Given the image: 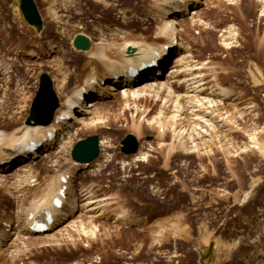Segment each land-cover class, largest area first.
<instances>
[{
    "label": "rangeland",
    "instance_id": "374dc122",
    "mask_svg": "<svg viewBox=\"0 0 264 264\" xmlns=\"http://www.w3.org/2000/svg\"><path fill=\"white\" fill-rule=\"evenodd\" d=\"M93 1L99 5L94 15L88 14L90 9L80 14L78 6L84 0H35L43 19L38 30L26 21L20 0H0V54L13 58L15 52L23 54L17 58L22 65L17 75L0 76V110L13 106L10 123L0 125V133H12L25 124L43 72L51 76L60 103L65 92L76 91L94 72L96 60L89 61L82 52L86 50L73 44L77 34L91 39L90 48L103 41L122 45L145 36L148 42L164 40L154 38L169 17V7H162L161 0ZM196 3L185 14H176L180 24L173 45L177 50L159 76L152 73L133 88L141 90V96L127 99L123 93H107L106 102L92 109L85 122L69 134L67 130L58 134L60 147L44 152L32 173L17 175V165L27 158L0 171V204L5 205L0 206V212L5 211L1 217L12 222L7 226L6 221L0 222V244H5L0 247V255H5L0 264H19L14 254L40 250L45 255L38 264H264V221L257 220L264 213V6L257 0ZM67 6L73 7L72 14ZM109 12L121 21L140 17L151 25L132 32L105 21L111 18ZM184 36L185 47H181L178 42ZM28 51L34 56H28ZM179 52L186 54L181 69L187 72L172 78ZM77 57L76 63L70 62ZM1 59L6 65L7 59ZM191 67L200 68L193 71ZM189 69L194 76L200 75L196 80L204 83V92L181 88ZM154 77L161 79L160 84L173 86L172 98L154 90L156 86L141 83ZM215 85L224 88L219 89L224 91L222 99L213 96L211 86ZM94 89L88 101L100 97L99 88ZM208 96L214 98L212 102ZM205 114L208 121L197 125L195 118ZM96 118L104 123L90 124ZM67 120L65 129L73 122L71 116ZM158 120L168 127L157 129ZM129 133L140 143L141 151L135 156L121 150ZM94 134L106 140L99 143V156L89 164L76 162L71 155L74 145ZM193 150L197 156L191 155ZM106 154L117 157L97 176ZM63 172L68 179H76L67 195L64 217L48 231L28 233L25 211L31 203L42 201L47 193L43 189L50 184L46 179L58 180ZM31 176V183L41 181L42 186L31 190ZM82 188L92 189V195L80 193ZM27 189L35 193L30 195ZM11 194L13 205L8 201ZM25 195L32 199L27 201ZM5 228L10 234L7 244ZM88 242L90 248H86Z\"/></svg>",
    "mask_w": 264,
    "mask_h": 264
},
{
    "label": "bare ground",
    "instance_id": "6f19581e",
    "mask_svg": "<svg viewBox=\"0 0 264 264\" xmlns=\"http://www.w3.org/2000/svg\"><path fill=\"white\" fill-rule=\"evenodd\" d=\"M84 1L85 2L82 6H78V9H80L79 10L80 14H82L83 10L86 9V11H87V9H90L88 11V14H90V12H91V14L94 15L97 12V7H99V5L95 4L94 3L95 1H93V0H84ZM158 1H160V0H158ZM196 1L197 0H161L160 4L162 7H164L166 10L169 7L168 11H166V13L169 14V17L165 22H163V24L160 25L159 28L156 29V31H159V33H156L157 36H155L154 38L156 40H159L160 38L164 39V40L156 41V43L148 42V40L145 38L146 36L143 37L141 35L143 37L142 39L141 38H134L132 40H125L122 45H118V43H111V42L108 43V42L103 41V42L97 44V46L94 45L90 49H88L86 51H82V52H84V54H88L87 56H88L89 61L92 62L93 60H96L97 64H94V62L93 63L89 62L90 66L93 64L95 65V67L93 68V69H95L94 72L88 73V75L85 77L82 85L79 86V88L76 91H74L72 93H69V92L64 93V95L65 94L66 95H65L63 100L61 99V103H60L61 105L56 110L54 120L51 124L46 125V126H42V125H28L25 123L22 127L18 128V130L17 129L14 130L12 133H7V132L0 133V143L3 142L4 145H7V148H8V149H6L5 146L3 145L4 151H2V150L0 151V171L1 172L7 171L11 168V166H13L17 162V160L19 158H27L28 157L26 162L24 161V162H21L22 164L19 163L17 165V167H16V168H18L17 175L28 174L29 172L32 173L35 170V169H33L35 161L37 159H39L41 157V155L44 154V152H46L47 150H51V149L53 150L57 147H60V143L62 142V139H60L61 137L60 138L58 137V134L61 131L63 133H65L64 130H67L68 132L66 134H69V132L72 131L71 129H75L76 127H78L77 125H79V123H81L83 121L85 122L88 119L87 116H89V114L91 112H93L94 108L96 109V107L98 108V106L100 104H103L104 101L106 102V99H107L106 94L107 93L109 95L111 93H114V94L115 93H123V95L127 99H132V98H135L139 95L141 96V93H140L141 90H138V89L133 90V88L138 87V85L140 84V81L146 75H149L152 72H154L155 75L156 74L158 75L160 70L164 69L168 65L169 61H171L170 60V59H172L171 54L177 50L173 44H174V41L178 38V35H176V33H177L176 30H177L178 24H180V20H178V18H176V16H177L176 14L177 13H184L185 14L190 9L194 8L193 6L197 5ZM257 1L260 2L264 6V0H257ZM158 4L159 3L156 2L155 5L159 6ZM68 8H67L68 9L67 12L72 14L73 13L72 12L73 7H68ZM170 16H173V17L175 16V17L172 19ZM109 17H111V18H109ZM109 17H108L109 19H105V21L111 22V23L115 22L120 27L123 26V27L127 28V30L132 31V32L138 31L140 28L144 27L145 25L146 26L151 25V23L146 22L147 19H145V21H143L140 17L135 21H131L127 18H125L124 21H121L117 18L115 19L112 14ZM151 18H153V17H151ZM154 21H155V19H154ZM133 27L135 29H133ZM7 32H9V30ZM121 33H123V32L121 31ZM186 38H187L186 36L182 37L180 42H178V45L181 47L182 46L185 47L182 39H186ZM130 47L133 48L132 52L128 51V48H130ZM20 51H24V53L27 52L24 49H21ZM77 51H80V50H77ZM29 52H32V54L30 53L31 54L30 55ZM15 55H16V57L13 58V57L5 56V53L0 54V76L11 77V76L17 75L22 70L20 67L22 65L17 64V63H19L17 58H19L20 56H23V54L21 52H18V53L15 52ZM27 55L28 56H34V52L28 51ZM113 55L114 56L117 55L116 57H118V58L114 57ZM3 56L7 59L5 61L6 65L2 64V62H4V60L1 59V57H3ZM37 56H40V55H37ZM177 56H178L177 64L174 66V68L170 74L172 76V78L173 77L176 78L180 74H183V73L185 75L187 72V71L184 72L181 69L183 63L185 62L186 54L184 52H179V54ZM40 58H41V56H40ZM71 59L72 60L70 62H75V61H77V59H79V57L74 58V59L71 58ZM156 60L158 62H161V63L163 62L164 64L159 66V68L154 67V69H151V68H153L152 66H154V65H151L152 62L156 61ZM197 68H200V67H194V68H192V70L193 71L197 70ZM149 69H151V70H149ZM101 70L104 71L103 74L101 73ZM145 71L148 73H146ZM157 71H158V73H157ZM136 72H138V74H134ZM105 73H106V75H105ZM103 75H105V76H103ZM117 76H118V79H116ZM199 76L200 75L194 76V72H191V70H190V72H188V75L186 76V79L181 83V88L187 89L188 91H191L193 93L194 92H199V93L204 92L205 89L201 88V85L202 84L204 85V83H199V81L196 80V78H198ZM107 80L110 82L106 83ZM160 80L161 79L159 77H154L153 79L145 80L141 83H145L144 84L145 86H151V87L156 86V87H154V90L159 91L160 94H164V93L168 94V96L170 98H172L171 96H173L172 93L174 92L173 88H172L173 86H171L170 83L169 84L167 83L165 85L163 83H161V84H163V85H161ZM173 81H174V79H173ZM96 86L99 88L97 90H99L100 97H97V99H94V101L93 100L88 101L87 100L88 97H90V98L93 97L94 94L92 91L95 90L94 87H96ZM0 88H1V85H0ZM211 88L214 90L213 96H217L219 98L223 97L224 91L219 90V89H224V88H221V87L216 86V85L211 86ZM225 95H226V90H225ZM103 99H105V100H103ZM213 99L209 98V96H208L207 101L212 102L211 100H213ZM171 100H170V102H171ZM196 100H198V99H196ZM207 101H206V103H207ZM166 103H167V101H166ZM203 103H204V101H203ZM167 106H168V104H167ZM199 107H201V106L199 105ZM7 108H8V110H0V125H5V127L7 125H9V123H10V122L9 123L7 122L8 121V113L13 110V106L11 108H10V106ZM192 108H193V105H192ZM214 109H215V107H214ZM251 110H252V108H251ZM249 114H250V112H249ZM206 115L207 114H205L201 117H199V116L196 117L195 118L196 124L198 125L200 122L205 123L206 121H208V119H204V117ZM70 116H71L73 122L71 121V124L65 129L64 126H66V124L68 122L67 117L70 118ZM211 118L213 119L214 117L211 116ZM96 119H94L92 121V123H90V124L94 125V124H103L104 123V120H101L100 118H96ZM220 120L221 119H219V118L217 119V121H220ZM165 126L168 127V123L163 122V121H159V126L157 129L164 128ZM101 128L106 129V128H110V127L103 126ZM202 132L203 131H201V133ZM53 134L55 136L54 140L50 139L51 135H53ZM207 134H209V133H207ZM178 135H180V133ZM206 136H209V135H206ZM159 137L162 138L163 136H159ZM214 137H215V135H214ZM65 138H67V137H65ZM104 139L102 138V141H100L101 144H103V143L105 144L106 140H104ZM107 143H108V141H107ZM33 145H37L35 152H29V149ZM182 146H181V148H182ZM183 147H185V146H183ZM178 148H180V147H178ZM181 148H180V150L191 151L188 148L187 149H185V148L181 149ZM195 148H196V146H195ZM107 151H109V150L107 149ZM139 151H141V150L139 149L138 152ZM195 151L196 150H193L191 155L196 154V156H197V151L196 152ZM138 152L136 154H133V156L137 155ZM187 154H190V153L188 152ZM204 154H206V153H204ZM113 157H117L116 154H112V155L106 154V156L105 155L103 156V160L99 164V169H97V171H96V172H98L97 176L99 175V172L111 161V159ZM212 159H214V158H212ZM137 161H139V160H137ZM224 162H225V160H224ZM121 164H122V162H121ZM133 164L134 163H132V165ZM132 165H129V166L131 167ZM122 166L125 167L126 165H122ZM2 177H3V175H0V178H2ZM31 178H33V176H31L28 180V186H30L31 190L34 189L35 187L39 186L42 183L41 181H37L36 183H31ZM47 180L50 181V184L43 189V190L47 191V193H44L42 201H39L38 204L31 203L29 205V207H31V208L27 207L29 209L26 208L27 210L24 213L25 217H26V218L25 217L23 218V219H25L24 220V226L26 227L27 232L32 234V235L33 234L35 235V233H33L34 231H32L33 230L32 227L34 224H37L38 222L42 221V222H45L47 225H49V223H50L49 221L51 219L52 220L54 219L52 224L49 225L50 228H52L60 222V219L62 217H64V207L66 206V203L68 200L67 195L70 192L72 186H74L73 183L76 179H73V180H72V178L68 179L67 172H63L59 175L58 180L56 178H51V179H46V182H47ZM0 181H2V179ZM4 181L7 182V178ZM20 182H21V180H17L18 184ZM101 184H102V182L100 181V183L98 185L100 187H103ZM19 186L20 185H18L17 187H19ZM41 186H42V184H41ZM64 186H66V189L64 190L65 197H63V194L61 193V189ZM107 186H108V184L106 185V187ZM26 191L30 195L35 193V191H33L31 194V192H29L28 189ZM92 191H93L92 189L86 188V190H83V188H82L80 190V193L82 192L85 195L91 196L93 193ZM89 193H91V194H89ZM26 199L28 201V200L32 199V197L26 196ZM59 199L62 202L61 207H59V205L57 203V202H59ZM9 200L12 201L11 205L15 204V202H16L13 199L12 194L8 197V201ZM4 201L7 203L6 199ZM74 204H75V202H74ZM0 206L5 207V205H1V204H0ZM75 206H76V204H75ZM4 214H5V211L0 212V222L6 221L5 225L6 226L10 225V223H12V222L2 219L1 215H4ZM263 216H264V213L260 212L257 216V220L258 221L259 220L264 221ZM49 217H50V219H49ZM23 219H22V223H23ZM81 225H82L81 228H83V224H81ZM24 226L22 228L23 230H25ZM262 226H263V224H262ZM17 227L19 228V226H17ZM6 232H9V231L5 228V232H2V233H5L7 235L6 242H5L7 244V240H8V237L10 236V234H7ZM4 246H5V244L4 245L0 244L1 248ZM86 246L84 244H82V247H86V248H90L92 246V244L88 242ZM27 253H28V255H25V256L22 255L23 257L20 256L19 253L14 254V256L18 257L17 259H18L19 264H38L37 262H38V260H40L39 257L42 258L45 255L44 251H41V250L38 251V254L34 253L33 251H29ZM37 255H42V256H37ZM4 256H5L4 253H1L0 257L5 258ZM67 256L70 257V254Z\"/></svg>",
    "mask_w": 264,
    "mask_h": 264
},
{
    "label": "water",
    "instance_id": "95a60500",
    "mask_svg": "<svg viewBox=\"0 0 264 264\" xmlns=\"http://www.w3.org/2000/svg\"><path fill=\"white\" fill-rule=\"evenodd\" d=\"M20 8L29 24L37 27L38 30L43 28V19L35 0H20ZM73 44L77 49L88 50L91 46V39L84 34H77ZM128 51L132 52L133 48H128ZM59 106L60 101L54 89L53 80L47 72H43L25 123L28 125H49L53 122ZM99 141L100 138L96 134L79 140L72 150V158L77 162L87 164L94 161L100 154ZM139 147L140 143L132 133L127 134L122 140L121 149L126 154L137 153ZM212 246L213 244H211V248Z\"/></svg>",
    "mask_w": 264,
    "mask_h": 264
}]
</instances>
